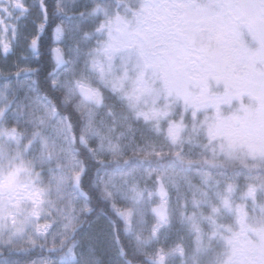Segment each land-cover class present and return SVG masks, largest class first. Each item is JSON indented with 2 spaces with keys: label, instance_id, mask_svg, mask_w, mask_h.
<instances>
[{
  "label": "snow or ice",
  "instance_id": "6c2138e0",
  "mask_svg": "<svg viewBox=\"0 0 264 264\" xmlns=\"http://www.w3.org/2000/svg\"><path fill=\"white\" fill-rule=\"evenodd\" d=\"M0 264H264V0H0Z\"/></svg>",
  "mask_w": 264,
  "mask_h": 264
},
{
  "label": "trees",
  "instance_id": "16d2710c",
  "mask_svg": "<svg viewBox=\"0 0 264 264\" xmlns=\"http://www.w3.org/2000/svg\"><path fill=\"white\" fill-rule=\"evenodd\" d=\"M49 2H51V0H49ZM44 39H45V41H47L48 38L47 37H44Z\"/></svg>",
  "mask_w": 264,
  "mask_h": 264
}]
</instances>
